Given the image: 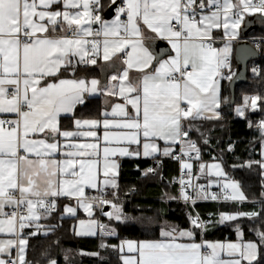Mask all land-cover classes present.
<instances>
[{
  "label": "snow or ice",
  "instance_id": "1",
  "mask_svg": "<svg viewBox=\"0 0 264 264\" xmlns=\"http://www.w3.org/2000/svg\"><path fill=\"white\" fill-rule=\"evenodd\" d=\"M115 3L116 0H112V4ZM208 3L215 5L216 10L197 18V0H124L116 8L115 19L109 22L100 15L103 9L101 0H0V113H15L17 116L15 120L0 119V216L4 217L0 219V232L16 235L17 225L21 230L18 240L0 241V253H7L9 258H0V264H9V260L10 264H29L26 260L28 240L22 236V230L35 224L36 231L30 235H48L49 230L38 222L55 211L56 197H76L90 217L94 205H109L113 212L105 215L117 221L126 219L121 207L104 198L106 193L98 186V160L92 158L99 156L98 144L67 145L74 149L66 153L69 158L56 160L51 157L59 150L57 142L30 139V135L47 130L53 139L57 134L65 138L98 139L95 129L102 125L106 143L127 141L139 145L143 136L145 157L160 151L153 141L161 139L170 145L163 149L164 156L181 159L171 147L180 144L183 156L192 159L195 153V158L199 159V148L187 139L191 126L185 129L182 122L220 118L217 111L221 103L218 78L222 77V69H230V45L214 48L210 42L212 32L222 27L225 36L234 39L235 30L246 13L264 14V0H223L222 4L219 0H208ZM53 5H62L63 10H53ZM198 7L203 12L204 0H200ZM121 15H126V20H121ZM141 22L155 34L147 39L167 40L175 51V56L159 60L153 71L147 70L153 67L156 56L145 45ZM93 24H99L100 28L94 30ZM57 28L62 33L71 32V37L54 35ZM101 36L102 41L98 39ZM101 45L105 61H111L117 53L130 49L123 61L127 67L121 74L111 76L105 85L95 78L90 81L58 78L61 68L71 69L74 74L79 65H95L101 55ZM73 57L78 59L74 62ZM131 69L140 72L141 76L131 79ZM46 77H57L58 82L40 86ZM223 78L231 79V75ZM86 94L120 97L125 103L114 104L110 113H103V121H74L77 129L87 127V131L61 132L58 127L60 115L73 113L77 105L85 102ZM260 99V96L244 97V105L235 111L243 116L249 102L255 108ZM128 104L135 110L134 114L127 111ZM108 116L114 119H108ZM259 127L264 129V121ZM116 154L127 156L130 153L126 147L103 148V184L113 189H118L114 178L117 165L110 163L108 158ZM254 163L264 170V160ZM247 166L251 167L252 162ZM181 169L187 171L179 180L180 197L172 199L182 198L194 205L197 199L220 198L219 194L209 195L204 185L192 183L193 179L198 181L201 178L193 177L192 163L182 161ZM199 170L201 175L224 179L225 182L218 186L224 190L225 201L243 202L247 199L239 183L227 177L221 164L201 163ZM152 171L148 169L145 175ZM212 183L209 180L208 187ZM86 187L96 189L99 195L87 197ZM188 188H192L191 194ZM112 196L118 198L117 192L114 191ZM6 207H11L12 211L6 212ZM65 211L75 215L76 209L66 206ZM238 216L252 219L260 217L261 212L220 213L217 222L234 221ZM190 222L193 228L206 230L207 223L200 220L199 215L190 216ZM95 224L90 221L87 229L77 235H95ZM80 225L83 227L85 221L81 220ZM99 227L105 235H115L114 229L107 230L104 225ZM237 231L240 234L239 229ZM161 236L163 239L157 241H124L112 247H118L121 253L125 250L129 253L121 255L123 264H242L243 261L252 264L257 259L259 247L264 245V231L257 232L260 244L196 243L193 230L175 227L162 231ZM181 238L190 242H178ZM14 247L17 255L12 258L10 250ZM222 253L232 258L224 260ZM50 264H56V261H50Z\"/></svg>",
  "mask_w": 264,
  "mask_h": 264
},
{
  "label": "trees",
  "instance_id": "2",
  "mask_svg": "<svg viewBox=\"0 0 264 264\" xmlns=\"http://www.w3.org/2000/svg\"><path fill=\"white\" fill-rule=\"evenodd\" d=\"M103 5L102 13L107 10ZM263 37L264 31L256 32ZM260 58L249 65V81L236 88L235 104H231L229 90L230 81L224 82L219 120L185 121L183 126L188 129L187 139L195 142L199 148L200 162L221 161L229 176L239 183L247 199L245 202H204L193 207L174 201L177 197V185L169 175L176 172L177 164L173 159L164 160L161 167L142 176L141 170L147 169L153 162L125 160L121 164L120 185L117 190V201L126 215V222L111 221L110 230L115 235H98L96 237H78L76 225L79 217L64 215L62 206L47 218L40 220L41 226L49 230L48 235H33L28 240L26 260L29 264H69L71 256H75L79 264H123L118 247L125 240H145L154 238L157 229H145L129 219L147 218L150 220H166L177 224L180 228L191 226L190 216L194 211L201 216L210 213L212 224L203 230L197 228V238L210 240L234 239L237 229L247 241L260 244L258 231H264V177L263 170L256 161H261V149L264 135L259 123L264 121V42L260 47ZM237 69L235 60L232 62ZM260 96L256 107L249 102L244 117L235 111L244 105V97ZM207 140V143H205ZM231 147V150L229 148ZM194 154V153H193ZM196 169L199 161L193 158ZM252 162V166L247 164ZM194 171V170H193ZM172 180V181H171ZM176 180V179H175ZM261 212L257 218L240 216L236 221L220 224V213ZM97 217V214H96ZM103 218V217H102ZM104 221V220H103ZM101 245H105L102 247ZM258 259L255 264H264V245L259 247Z\"/></svg>",
  "mask_w": 264,
  "mask_h": 264
},
{
  "label": "crops",
  "instance_id": "3",
  "mask_svg": "<svg viewBox=\"0 0 264 264\" xmlns=\"http://www.w3.org/2000/svg\"><path fill=\"white\" fill-rule=\"evenodd\" d=\"M103 3L106 5L107 9L110 7L109 5H112V0H102ZM117 1V0H116ZM120 6L123 4L124 0H120ZM219 2L222 4L223 0H219ZM200 3V0H197V18H199V15L201 14H210L208 11L211 8H216L215 5L213 4H209L208 0H204V3L206 5V7L204 8L203 12L200 11L198 5ZM57 8H59V10H63L62 5H53V10H57ZM105 13V12H104ZM245 18L243 19V21L240 24V27L238 29L235 30L236 35L234 39L229 40L227 36H225L224 33V29L221 27L219 29H214L212 32V41H210L212 43V46L216 49H222L224 48L225 44H229L231 51L229 53V57H228V61L230 60V69L229 68H224L222 69V77L218 78L219 80V88H220V100L222 102V91H223V86H224V82L226 81H231V79L233 78V76L236 73L237 69H234L232 62L234 61V52H235V47L237 45V43L241 40V36H240V32H241V28L244 26V22L247 18L250 17H254L256 15L258 16H264V14L261 13H246L245 14ZM116 17L115 16L110 19L107 20L104 18V14H103V20L105 21H109L111 22L112 20H114ZM126 15H121L120 19L121 20H126ZM221 21H223V17H221ZM259 24V28L257 30V32L259 31H264V20H259L258 21ZM141 26H142V30L144 32V35L146 37L145 39V45L150 47V51L153 52V54L156 56V60L153 61V67L148 69L147 71H153L154 68L156 66H158V61L159 60H166L169 59L172 56H175V51L172 49L171 44L167 41V40H163V39H159V38H155L152 40L147 39V37H154L155 34L151 33L150 30H148L146 28V26L142 25L141 22ZM231 29L229 30V34L231 35ZM54 35L60 36V35H67L70 37V32L68 33H62L60 31L59 28H57V31ZM250 38H262V37H257L256 35L250 37ZM90 39V38H89ZM98 39H100L101 41L103 40V37H99ZM127 50V49H126ZM125 50V51H126ZM123 53V52H122ZM122 53H117L116 56H114L112 58L111 61H105L103 59L102 56V45H101V55L99 57H97V63L95 65H91V64H85L83 67H80L79 69H77L75 71V73L73 74L71 69L69 70H65L64 68H61L60 72L58 73V78L59 79H78V78H85L86 80L90 81L91 79L95 78L97 80L100 81L101 85H105L107 83H109L111 76L113 75H119L121 74L125 68L127 67V65H125L123 63V60L120 59V54ZM76 59H78L77 57H74ZM87 59V58H86ZM231 75V79H227V78H223V77H227ZM141 73L136 71L135 69H131L129 70V77L131 79H136L137 77H140ZM58 78L57 77H46L44 80L41 81V85L40 86H44L45 83H54V82H58ZM107 101V103H106ZM124 104L125 101L120 98V97H108L102 94H96V95H87L85 96V102L83 104H79L75 107L74 112L73 113H68V114H61L59 117V124L58 127L60 129L61 132L63 131H72V132H76V131H87V127L85 128H81V129H77V127L75 126L74 121L76 119H80V120H85V119H96V120H100L103 121V119L105 118L103 113L108 112L110 113L112 110V106L114 104ZM126 109L130 114H134L135 110L132 108V106L130 104L126 105ZM217 111L220 113V118H222L221 115V103H220V107L217 109ZM240 116V115H239ZM5 117L11 118L13 120L17 119V116L15 113H0V119H3ZM241 118L244 117L240 116ZM108 119H114L111 116H108ZM115 119H119V118H115ZM219 119H212V120H219ZM207 119H189V120H184L182 123L184 124L185 121H204ZM262 122V121H261ZM261 122L259 123V125L261 124ZM6 127V126H5ZM261 129V128H260ZM97 131V137H82V136H76V137H72V138H65L61 135H55L54 139L52 137H50L47 133V130L45 131V133H38V134H34V135H30V139H47V141L49 143L51 142H57L58 146H59V150L53 155V159L56 160H64V159H68L69 157L66 156V153L69 151H73L74 149L71 147H67V145H72V144H76V145H80V144H87V143H96L99 146V156L98 157H92L93 159H97L98 160V164H97V181H98V186L102 189H111L112 193L114 191L117 192L118 189H113L111 188V186H107L105 187L103 184V181L105 179L103 172H104V156H103V148L104 147H110V148H122V147H126L129 150V155L127 156H121L119 154H116L115 156H109L108 160L110 163L114 162L117 167L115 169V172L117 173V175L114 177L117 184H118V188L120 185V174H121V164L123 161L125 160H129V161H154V160H158L159 164L155 167V170L158 169L159 167L162 166L164 160L166 159H173V161L176 162L177 167H176V172H173L172 174H170L169 176L172 177V180L177 178L179 170L181 168V163L177 161L175 158H173V156H164L162 154V151L165 147H169L170 145L166 144L164 140L161 139H155L153 142L157 144L158 148L160 149L159 152H157L156 154H154L153 156H149V157H145L143 156V143L145 142L143 136L140 137V144H130L127 141H120L119 143L116 141H112L110 143H106L103 139V134H104V129L102 127V125L95 129ZM112 131H116V130H112ZM262 134L264 135L263 129H261ZM179 145L180 144H176V145H171L173 153L175 154L178 149H179ZM91 151V150H89ZM263 152V150H261ZM139 152V155H136L135 153ZM30 159H35V156H30ZM194 159H189V158H185L184 161H187L189 163L193 164V169L194 170V177L195 176H199L198 174V169H196L195 163L193 161ZM152 163L150 164V166L147 169H142L141 173L142 176H146L145 172L151 168ZM78 167V166H77ZM154 172V170L152 171ZM151 172H148V174ZM263 177H264V170H263ZM109 178H112L111 173H109ZM171 180V181H172ZM196 183L198 184H202V183H207L208 182L206 180H203L202 178H200L198 181L196 179H194ZM216 188V187H215ZM219 189V188H217ZM91 190H96L93 188H85V194L88 191ZM220 193L221 196L223 197V191L221 189ZM178 194V193H177ZM58 198H61L63 200V204H62V208L64 211V215L68 216V217H79L78 218V222L76 225V234L82 230H86L88 227V224L90 221H95L96 224L94 226V231H95V235H77L78 237H96L98 235H103V232L99 231V224L103 223L104 226H106L107 230H110L108 227V223H106L105 221V217L103 216V218L101 217H96V212H95V208L93 207V215L90 217L88 215L87 212L84 211V209L82 207H80L77 198L76 197H68V196H60ZM174 200V199H173ZM234 202V201H232ZM245 202V201H243ZM241 203V202H239ZM73 207L76 209L75 215L69 214L65 211V207ZM122 207V206H121ZM8 207L5 208V211L7 210ZM109 211L111 210V206L109 207ZM123 211V209H122ZM231 214H236V213H231ZM123 217H126V215L123 212ZM240 216H238L239 218ZM127 218V217H126ZM0 219H4V217L0 216ZM83 220L85 221V225L82 227L80 225V221ZM115 221V220H114ZM136 223L138 225H140L141 227L145 228V229H157L158 230V234L156 236H154V238H150V239H145V240H125V241H134V242H141V241H157V240H161L163 239V237L161 236V232L164 230H169L171 227H175L178 230H193L195 232V242L196 243H202V242H209V243H248V242H253L256 243L254 241H247L243 238V235L241 232H239L240 234H238V231L236 233V236L234 239H226V240H210V241H206L203 238L199 239L197 238V228H193V225H191L188 228H180L177 224L173 223V222H169L166 220H161V221H156L150 218H139L136 219ZM235 221V220H234ZM117 222V221H116ZM124 222H126V219H124ZM124 222H120V223H124ZM227 222H233V221H226ZM40 224V221L38 222ZM223 223V224H225ZM221 224V223H220ZM41 225V224H40ZM222 225V224H221ZM4 227L6 228L7 226L4 225ZM203 233V231L201 230V234ZM9 239H15V235H12L10 233H8L7 231L5 232H0V241H7ZM124 242V241H122ZM121 242V243H122ZM178 242H183V243H188L190 242L187 238H181ZM120 243V244H121ZM11 256L12 258L16 255V251L17 248H12L11 250ZM121 255H129V253H127V251L125 250L124 253H121ZM259 254V251H258ZM0 258H3L5 260H8V255L7 253H0ZM221 258L224 260H228L231 259L232 257H229L226 253H222L221 254ZM258 259V256H257ZM254 260L252 262V264H255V262L257 261ZM123 263V262H122ZM242 264H248L247 261H243Z\"/></svg>",
  "mask_w": 264,
  "mask_h": 264
},
{
  "label": "built area",
  "instance_id": "4",
  "mask_svg": "<svg viewBox=\"0 0 264 264\" xmlns=\"http://www.w3.org/2000/svg\"><path fill=\"white\" fill-rule=\"evenodd\" d=\"M254 2H256V0H254ZM215 10H216V8H211L208 12L210 13V12L215 11ZM258 13H259V12H258ZM261 14H262V13H261ZM100 15H101V17H102V19H103V13H102V11L100 12ZM91 27H92L94 30H96V29H99V28H100V25H99V24H93V25H91ZM71 35H72V34H71V32H70V37H71ZM89 38L92 39L93 37H89ZM247 40H249V41L254 45V47H255L257 50H260L261 43L264 42V36H263L262 38H248ZM127 51H130V49H127L125 52H123L122 54H120V59H121V60L124 61V59H126V52H127ZM72 59H73V61L75 62L76 58L73 57ZM230 63H231V61L229 60V64H230ZM84 65H85V64L79 65V66L76 68V70L79 69L80 67H83ZM25 110H26V109H25ZM3 120H13V119L8 118V117H5V118H3ZM5 126L7 127V125H5ZM175 155L181 157V159H176V160L179 161V162L184 161L185 158H189V157L183 156V154L181 153V145H179V149H178V151L175 153ZM194 157H195V153L192 154V159H193ZM158 164H159V161H158V160H154V161L152 162L151 169L155 170V167H156ZM186 171H187V170L182 171V169L180 168L179 173H178V176H177V178H176V180H175V182H174V183L177 185V190H178L177 197H180V184H179V180H180L181 176L184 175V173H185ZM192 175H193V177H194V172H193V170H192ZM185 179H187V176H186V175H185ZM192 183H193V184H197V183L195 182L194 179L192 180ZM201 185H204V186L206 187L207 192H208L209 195H211V194H219L220 198L217 199V200H211V199H207V200H205V199H197L195 204H197V203H204V202H228V201H225V200L223 199V197L221 196V193H220V190H219V189H217V188H215V187H212V186H211V187H208V184H207V183H202ZM103 191H104V193H106V196H105L104 198L109 199V200H113L114 202L117 201V198L112 196V190H111V189H103ZM187 191H188L190 194L193 192L192 188H188ZM97 195H99V193L97 192V190H91V191L86 192V196L89 197V198H91V197H93V196H97ZM55 201H56V209H55V211H57V210L62 206V204H63L64 202H63V200H62L61 198H58V197L55 198ZM174 201H176V202H178V203H184V204H187V205H189V206H191V207H193V206L195 205V204L193 205L190 201H189V202H185L182 198L174 199ZM107 207H110V206H109V205H104V206H95V205H94L95 212H96L97 216L102 218V217L104 216V213H106V212H105V209H106ZM11 211H12V208H11V207H8L7 210H6V212H11ZM21 211H23V209H21ZM53 212H54V211H53ZM196 215H199L200 220H202V221H204V222L207 223V227H206V228H208V227L212 224V219H213V217H212V215H211L210 213L206 214V216L204 217V216H201L198 212L194 211V215H193L192 217H195ZM99 225H104V224L101 223V224H99ZM191 225H192V224H191ZM34 231H36L35 224H34L32 227H26L25 229H23V230H22V236H23L24 238H27V240H29V239H31V237L33 236V235H30V233H32V232H34ZM99 231L102 232L101 229H100V227H99ZM20 235H21V230L19 229V227H18V225H17V234L15 235V239L18 240L19 237H20ZM16 255H17V251H16ZM16 255H15L13 258H15ZM9 264H10V260H9Z\"/></svg>",
  "mask_w": 264,
  "mask_h": 264
},
{
  "label": "water",
  "instance_id": "5",
  "mask_svg": "<svg viewBox=\"0 0 264 264\" xmlns=\"http://www.w3.org/2000/svg\"><path fill=\"white\" fill-rule=\"evenodd\" d=\"M121 1L117 0L115 4H112L104 13V18L107 20L112 19L116 14V8L120 6ZM264 20V16H254L247 18L244 22V26L241 28L240 36L241 40L237 43L234 52V60L237 64V70L233 78L229 83V90L231 94V104H235L236 100V88L245 85L249 81V65L251 62L257 61L260 58V52L254 45L247 40L254 36L259 28L258 21ZM109 207L105 209V212L109 211ZM69 264H79L76 259L69 260Z\"/></svg>",
  "mask_w": 264,
  "mask_h": 264
},
{
  "label": "rangeland",
  "instance_id": "6",
  "mask_svg": "<svg viewBox=\"0 0 264 264\" xmlns=\"http://www.w3.org/2000/svg\"><path fill=\"white\" fill-rule=\"evenodd\" d=\"M245 16L246 15H244V18H245ZM263 132H264V129H263ZM261 150H263V152L261 151V158H262V160H264V142H263V144H262V149ZM198 161L200 162V159H198ZM201 163H204V164H206V165H208V164H213V163H219V164H221V167H222V169H223V171L227 174V177L230 179V180H233V181H235L234 179H232L230 176H229V174H228V172H227V170H226V167H225V165L221 162V161H209V162H200L199 164H201ZM207 171V170H206ZM198 174H199V176L203 179V180H206L207 182H209V180H211L213 183H212V187H216V188H219V189H221L223 192H224V190L222 189V187H220V186H218V184H223L225 181H224V179L223 178H217V177H215L214 175L213 176H207V175H201V173H200V170H199V165H198ZM240 190L243 192V190H242V188H241V186H240ZM228 191H230V190H228ZM244 193V192H243ZM245 195V194H244ZM234 202H236V201H234ZM118 204V203H117ZM120 207H121V205L120 204H118ZM121 209H122V207H121ZM111 212H113V209L111 208V210L110 211H108V212H106V213H111ZM122 213H123V211H122ZM104 217H105V222L106 223H109V222H111V221H113V220H115V221H117L114 217H112V218H110L109 216H107V215H105L104 214ZM238 219V218H237ZM236 219V220H237ZM235 220V221H236ZM127 221H129V222H131V223H136L137 221H136V219H129L128 218V220ZM117 222H124V219H122V221H117ZM72 258H74L75 259V256H71V259Z\"/></svg>",
  "mask_w": 264,
  "mask_h": 264
}]
</instances>
